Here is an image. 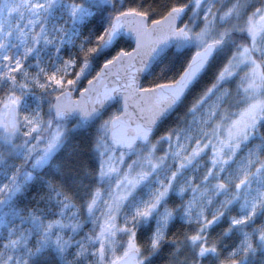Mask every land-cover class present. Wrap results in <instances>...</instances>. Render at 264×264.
<instances>
[{"label":"snow or ice","instance_id":"1","mask_svg":"<svg viewBox=\"0 0 264 264\" xmlns=\"http://www.w3.org/2000/svg\"><path fill=\"white\" fill-rule=\"evenodd\" d=\"M264 264V0H0V264Z\"/></svg>","mask_w":264,"mask_h":264},{"label":"trees","instance_id":"2","mask_svg":"<svg viewBox=\"0 0 264 264\" xmlns=\"http://www.w3.org/2000/svg\"><path fill=\"white\" fill-rule=\"evenodd\" d=\"M159 264H163V257H161Z\"/></svg>","mask_w":264,"mask_h":264}]
</instances>
